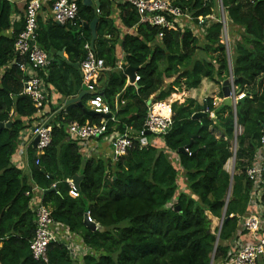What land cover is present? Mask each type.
Returning <instances> with one entry per match:
<instances>
[{"label":"trees","instance_id":"16d2710c","mask_svg":"<svg viewBox=\"0 0 264 264\" xmlns=\"http://www.w3.org/2000/svg\"><path fill=\"white\" fill-rule=\"evenodd\" d=\"M76 1L79 12L73 22L59 24L51 18L44 22L39 17L38 45L48 52L52 48L64 51L67 58L57 56L60 62L53 60L46 70V82L61 97L60 103L51 107L52 141L39 163L31 165L30 174L13 165L11 159L19 135L29 126L26 121H32L36 109L22 93L23 74L16 64L0 79V122L12 121L11 127L0 130V264L76 263L62 243L49 245L48 262L32 257L30 242L37 228L30 207L33 197L50 208L55 222L82 238L88 248L84 264H211L213 257L214 262L226 259L233 242L237 244L244 234H251L242 221L252 203L253 183L246 169L262 148L264 0H222L231 35L236 33L231 61L222 42L223 23H206L217 13V0H174L192 15L198 27H207L201 36L188 27L168 29L161 40V29L141 22L129 3L121 5V21L125 29L133 31L122 33L107 2L101 1V13H97L82 0ZM16 11V2L0 0V67L14 58L21 59L14 44L25 20L21 18L11 29L10 15ZM95 16L100 37L95 49L108 69L100 73L93 87L116 112V121H108L109 133L125 132L130 127L140 131L150 98L165 101L182 87H199L204 78L221 84L232 74L239 93L248 97L236 109L224 103L216 107L214 99L207 98L215 119L193 118L203 109L193 98L175 101L169 132L154 143L143 145L136 140L115 163L97 155L84 156L78 143L67 138L69 123H100L105 117L87 113L93 95L83 98L82 107L59 109L82 89L83 78L75 64L80 67L88 55L85 45L91 31L86 24ZM116 32L126 66L137 68L140 80L136 85H127V74L116 67V45L109 39ZM235 117L243 131L237 136L236 172L231 182L225 166L233 157ZM187 146L191 154L179 151ZM76 174L83 175L78 196L70 193L67 182ZM53 183L55 190L48 191ZM87 212L102 229L92 230L84 223ZM213 218H224L219 237V228L212 230Z\"/></svg>","mask_w":264,"mask_h":264},{"label":"built area","instance_id":"2783aa9c","mask_svg":"<svg viewBox=\"0 0 264 264\" xmlns=\"http://www.w3.org/2000/svg\"><path fill=\"white\" fill-rule=\"evenodd\" d=\"M26 2L24 8V29L18 34L14 44L15 51L20 60L15 59V64L19 67L23 74V94L27 95L35 106V114L31 120L33 123L28 129L21 131L19 135L18 145L15 154L12 156L11 162L18 168H23L25 162L22 158L24 147L34 145L37 138L38 143L35 147L37 154L35 163H39L40 155L49 146L52 141V113L49 109L51 90L46 82V70L53 61L49 52L41 48L37 43L39 17L42 9L48 0H24ZM132 5L140 15L141 22L149 23L161 29L158 39L164 36V31L168 29H184L190 28L194 18L180 5L175 4L174 0H121ZM219 7L224 11L222 0H217ZM52 19L59 24L73 22L79 12V6L76 0H51ZM96 12H100L97 8ZM211 17V16H209ZM200 23L204 22L203 17L198 18ZM223 23L222 38L228 40V24L224 14L219 19ZM187 26V27H186ZM88 55L82 61L80 69L82 70L83 83L89 88L94 89L93 85L103 71L108 69L105 60L97 55L91 49L88 42L85 45ZM118 69L126 70L127 66L124 59L117 62ZM128 77V76H127ZM140 80V76L136 75L134 82L136 84ZM231 80V98L234 104L238 99L248 97L247 93H239L235 85L234 76ZM217 103L214 102V105ZM90 110L96 114H101L105 119L100 123H80L77 120L71 121L68 125V139L78 143L83 154L86 157L93 156L98 152L99 143L105 140L110 145L109 158L113 163L119 161L122 155L126 154L130 148L139 140L143 145L154 143L157 137L166 135L173 123L172 120V104L167 101L153 102L149 106L147 117L143 129L135 131L131 127L125 132H108V121H116V112L111 109L103 95L95 94L88 101ZM118 104H116L117 108ZM209 113L214 116L213 111ZM110 116L108 117L107 115ZM150 132L149 134L147 132ZM243 131L235 118V141H233V151H236L237 136ZM147 134L150 135L147 137ZM262 148L258 151L255 160L246 169V175L253 183L251 192V208L248 214L243 218V228L248 230L252 237L246 242H233L227 258L219 261L217 264H264V127L261 136ZM189 152V148L186 149ZM189 154H191L189 152ZM71 186L70 193L78 196L79 190L73 183V178L67 179ZM53 188L56 183H53ZM26 195H30L27 192ZM30 207L35 212L36 232L30 242V250L35 260L48 262V248L51 243H62L69 250L72 258L76 260L75 264H84L83 256L86 255L88 248L84 245L83 240L77 234L72 232L67 226L55 222L51 210L41 201L33 197L30 201ZM89 220H92L90 213L87 212ZM222 223L219 225L218 237L220 235ZM79 238V239H78ZM77 239V240H76ZM3 239L0 237V248ZM214 264V257L212 259Z\"/></svg>","mask_w":264,"mask_h":264},{"label":"crops","instance_id":"0c3cea01","mask_svg":"<svg viewBox=\"0 0 264 264\" xmlns=\"http://www.w3.org/2000/svg\"><path fill=\"white\" fill-rule=\"evenodd\" d=\"M11 1L16 2V8H17V11L13 12L10 15V22H11V25H12L11 26V29H12L14 23L20 21V19L24 17V8H25L26 2L24 0H11ZM49 1L50 0H48L47 4L44 5V7L42 9V12H41V15H40L42 21H44V22H47L50 18L52 19L51 6H50L51 2L49 3ZM101 1L102 2H107V6H110V9L112 11L111 18L114 19L116 26L122 31V33L132 32L133 31L132 29H125V27L123 26L122 21H121V5L123 3H125V2H123L121 0H100V4H101ZM217 11H218V8H217ZM220 11H221V15H218V13L215 12L213 15H210L211 17L207 18L206 23L209 24V23H211L213 21H219V19L222 17V14L225 15V17L227 19V24H228V27H227L228 40H224L222 38V42L225 43V45H226V47L228 49L229 59L231 61V53H232L231 49H233L234 45L236 44V36H235L236 33L234 32V35H231V30H229L230 29L229 27H230L231 24H230L229 18L227 17L228 15H226L227 14L226 9H224V11L222 9H220ZM98 13H101V10ZM189 25H190V29H192L194 31V33L196 35H199V36L202 35V33L205 31V29L207 27V26L198 27V25L195 23V21L192 22ZM86 28H88V27H86ZM117 34H118V32L115 33V36H113V37L110 36L109 39L112 38V42L111 43L116 45L117 60H120V59H124L125 60V53H124V51L122 50V48L120 46V41L116 39ZM89 41H90V39H89ZM89 43L91 44V42H89ZM62 52L64 53L65 58H67V55L65 54V52L64 51H62ZM57 56L58 55H55L56 59L61 58L60 56H58L59 58ZM14 64H15V58L12 61H10L8 64H6L5 66L0 67V79H1V77L3 75V73L5 72V70L10 68ZM231 76H232V74L230 75V77ZM230 77H229V80H230ZM128 79H129V77H128ZM128 79H127V85H130V83H128ZM234 81H235V79H234ZM230 82H231V80H230ZM23 87H24V85H23ZM48 87L51 90L50 103L48 105L49 109H51V107H53L55 105L57 106V104L60 103L58 101H59V98L61 97V95L59 96V93L56 91V89L51 84L48 83ZM222 88H223V83L219 84V83H216V82H214V81H212V80H210L208 78H204L202 80V82H201L199 87L193 88V89H189V90H187L185 87H182L176 93H173L171 95V97H169L165 101H167V103L173 104V102H175V101H179L180 103H182L188 98H193L200 105L204 106V103L206 102V99L207 98H212V99H214V102L217 103L215 106L219 107L220 105H222L224 103V96L220 97V93L221 92L223 93ZM174 96H176L178 98H172ZM64 102L61 103L60 108L63 106ZM213 113H214L215 117H213L211 114H210V117L215 119L216 118V114H215L214 111H213ZM235 118H237V117H235ZM32 123H33V120L32 121H28L27 120L26 121V125H29V126H27L26 128L28 129V127H30L32 125ZM234 133H235V130H234ZM233 141H235V138L233 139ZM237 148L238 147H236V151H237ZM80 151L83 154V150L80 149ZM236 151L235 152L233 151V156H236ZM31 152H35V153L33 155H31ZM36 154H37V151H36L34 145L27 146V147L25 146L24 147V150L22 152V158H23V160L25 162V165L23 166V169H24L25 173L30 174L31 165L33 163H35ZM83 155L85 156V154H83ZM96 155L97 156H101V157H105V158H109L110 145H109V143L107 141L102 140L101 143H99L98 152L94 153L93 156H96ZM230 174L232 175V173H230ZM234 174L235 173H233V175ZM29 181H30V184H33V181L31 179H29ZM34 190H38V188L34 187ZM213 221H214V218H213ZM251 237H252V234H249V235L248 234H244V236L241 237L240 239H241V242L242 241L246 242V241L250 240ZM217 263H218V261L214 262V264H217Z\"/></svg>","mask_w":264,"mask_h":264},{"label":"water","instance_id":"95a60500","mask_svg":"<svg viewBox=\"0 0 264 264\" xmlns=\"http://www.w3.org/2000/svg\"><path fill=\"white\" fill-rule=\"evenodd\" d=\"M82 3H83V5L91 7L93 9H97L101 5L100 0H82ZM97 24H98V16H95V18L90 23L86 24V27L90 28V30H91V35H90L89 39L91 42V49L94 52H96L95 42L100 38L98 36V33H97ZM49 55L51 56L52 60H55L57 63H59L60 60L56 59L55 55H58L61 58H65V55L62 51H57L56 49H53V48L49 51ZM75 66L79 68V64H75ZM136 71H137V68L133 67V66H128L125 70V73L129 77L131 82H134V80H135ZM79 72H80L81 77L83 78L84 74L80 68H79ZM222 90H223V96H224V104L229 105V106H233L235 109H236L237 104L244 102V100L246 98V97H244V98L238 99L237 104H234L233 99L231 98V82L229 79L225 80L223 82ZM95 94H96L95 90L89 88L86 84H83L80 93L74 97H70V98L66 99L63 106L60 108L59 112L62 110H71L74 105H78V106L82 107L83 106V98L87 95H95ZM151 103H152V98H150L147 101V105L149 106V105H151ZM86 111L90 115L96 114L93 110H90V109H88ZM107 116L109 117L110 114ZM203 117H210V113L208 111V106H207L206 102L204 103L203 109L201 111L195 112L193 114V118H195V119H200ZM11 125H12V121H8L7 123L0 122V130L5 128V127L9 128V127H11ZM147 133L149 134L150 132L148 131ZM37 143H38V139L36 138L34 141V145L36 146ZM187 148H189V146L181 148L179 151L181 153H185V152H187L186 151ZM82 178H83V175H81V174H76L73 177V183L78 190L80 189V183H81ZM232 179H233V174L231 175V182H232ZM50 190H55V188H51L48 191H50ZM223 220H224V218L221 219V223H223ZM84 223L89 228H91L92 230L102 229L101 227H99L98 223L94 222L93 220H89L87 213L85 214ZM209 232H211V230H209ZM212 261H211V264H212Z\"/></svg>","mask_w":264,"mask_h":264},{"label":"rangeland","instance_id":"374dc122","mask_svg":"<svg viewBox=\"0 0 264 264\" xmlns=\"http://www.w3.org/2000/svg\"><path fill=\"white\" fill-rule=\"evenodd\" d=\"M218 11H217V13H218V15H221V11H220V9H221V7H219V5H218ZM220 8V9H219ZM227 15V14H226ZM228 17V16H227ZM224 40H225V38H224ZM172 98H178V97H176V96H174V97H172ZM236 145V147H238V144H237V142H234V146ZM226 168L228 169V171L230 172V173H235V156H233V157H231L229 160H228V162H227V164H226ZM221 224V219H219V218H214V221L212 222V230L214 231L216 228H218L219 227V225ZM218 233V232H217ZM79 239V238H78ZM77 240V239H76ZM216 262V261H215Z\"/></svg>","mask_w":264,"mask_h":264}]
</instances>
